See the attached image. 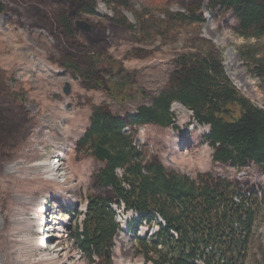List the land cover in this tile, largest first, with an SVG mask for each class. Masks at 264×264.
<instances>
[{
	"label": "trees",
	"instance_id": "obj_1",
	"mask_svg": "<svg viewBox=\"0 0 264 264\" xmlns=\"http://www.w3.org/2000/svg\"><path fill=\"white\" fill-rule=\"evenodd\" d=\"M183 11L164 12L165 32L171 24H199L201 9L231 12L235 31L243 37L264 36V0H169ZM109 15L96 13V0H0V15L18 26L44 31L52 40L48 59L77 79L85 91H102L112 103L134 98L136 74L109 54L113 45L131 44L125 58H145L152 51L140 46L147 34L148 15L138 12L130 0H102ZM124 11L134 17L131 23ZM85 15L91 31L78 30L74 21ZM163 89L139 105L133 113H116L110 104L95 105L85 99L91 112L88 127L76 141V150L95 144L106 147L109 158L91 177L83 218L72 240L95 264H110L113 238L119 230L111 208L139 214L128 230L155 224L153 250L160 264H245L257 218V193L237 181L203 173L195 180L167 170L156 155L140 151L133 138L145 124L169 127L170 107L180 103L192 119L208 126L206 142L212 160L242 169L250 163L264 173V107L240 94L225 74L221 52L201 44L195 52H183L173 60ZM263 66L255 72L264 75ZM262 69V70H261ZM30 122L22 91L9 85L0 68V162L21 145ZM118 170L120 171L118 173ZM117 204V205H111ZM121 204V206H122ZM159 217L161 221L157 219ZM141 241V240H140ZM172 243L169 253L156 244ZM143 243V242H142ZM95 258L98 261L95 262Z\"/></svg>",
	"mask_w": 264,
	"mask_h": 264
},
{
	"label": "rangeland",
	"instance_id": "obj_2",
	"mask_svg": "<svg viewBox=\"0 0 264 264\" xmlns=\"http://www.w3.org/2000/svg\"><path fill=\"white\" fill-rule=\"evenodd\" d=\"M130 1L138 12L148 15V32L138 47L152 52L141 59L125 58L131 44L124 42L109 49L110 56L126 71L136 74L142 91H134V98L121 104L112 103L100 90L85 91L75 78L50 62L52 40L45 32L14 25L0 15V68L6 72L9 85L22 91L30 117L23 142L9 159L0 162V264H95L71 239L92 192L91 177L104 163L91 155L87 145L76 150V141L89 124L91 109L86 98L95 105L112 103L116 113H133L139 105L150 104V97L164 88L176 55L195 52L207 43L221 52L232 86L254 105L264 107V75L255 72L259 66L264 70V36L243 37L235 31L237 21L231 12L204 7L202 23H174L161 32L163 13L183 9L169 0ZM96 13L109 15L110 10L102 0H96ZM124 15L134 23L130 13L124 11ZM65 83L71 86L68 95L63 93ZM170 111L172 126H140L133 144L156 155L167 170L193 180L211 173L255 190L257 218L245 264H264V173L251 163L236 169L213 162L205 139L208 126L194 121L190 110L178 102ZM57 141L61 143H56L61 147L59 153L51 147ZM123 215L110 253L106 252L110 264H160L159 252L152 244L155 224L148 227L142 223L130 233L126 225L135 216ZM26 235L38 240L28 242ZM156 248L161 255L168 254L172 243L161 241Z\"/></svg>",
	"mask_w": 264,
	"mask_h": 264
},
{
	"label": "water",
	"instance_id": "obj_3",
	"mask_svg": "<svg viewBox=\"0 0 264 264\" xmlns=\"http://www.w3.org/2000/svg\"><path fill=\"white\" fill-rule=\"evenodd\" d=\"M75 26L84 31V32H90L91 31V26L90 24L84 20V19H79L74 22ZM71 86L68 83H65L63 87V93L65 95H68L70 93ZM91 155L95 156L98 160L101 162L106 161L109 158V151L106 147H103L99 145L98 143L95 144L94 148L91 151ZM106 251H105V256H106Z\"/></svg>",
	"mask_w": 264,
	"mask_h": 264
},
{
	"label": "bare ground",
	"instance_id": "obj_4",
	"mask_svg": "<svg viewBox=\"0 0 264 264\" xmlns=\"http://www.w3.org/2000/svg\"><path fill=\"white\" fill-rule=\"evenodd\" d=\"M48 142L51 144V141H48ZM56 143L58 145H61V143H59V141H57V142H53L54 145H51V147L55 149V151H56L55 153H59L61 147L60 146H57ZM117 209H119V210H117ZM114 210L116 211V214H117V220H119V217H120L119 216L120 215L119 213L122 210V206H120V208H118L117 206H114ZM33 219H35V218H33ZM39 225H40V227L42 226V224H40V223H39ZM128 228H129V225L127 226V229ZM127 231H129L130 233H134V231H130V230H127ZM24 239L27 240L28 242H34V241H36L35 239L38 240V238H35L32 235H26L24 237Z\"/></svg>",
	"mask_w": 264,
	"mask_h": 264
},
{
	"label": "flooded vegetation",
	"instance_id": "obj_5",
	"mask_svg": "<svg viewBox=\"0 0 264 264\" xmlns=\"http://www.w3.org/2000/svg\"><path fill=\"white\" fill-rule=\"evenodd\" d=\"M85 16H86V15H85ZM85 16H84L83 18H81V19H84V20H86V21L89 23V21L86 19L87 17H85ZM76 20H79V19H76ZM76 20H75V21H76ZM75 21H74V22H75ZM89 24H90V23H89ZM74 25H75V24H74ZM90 26H91V24H90ZM75 27H76V26H75ZM76 28H77V27H76ZM91 28H92V27H91ZM33 29H35V28H33ZM77 29H78V28H77ZM78 30H80V29H78ZM41 31H42V30H41ZM80 31H82V30H80ZM43 32H44V31H43ZM82 32H84V31H82ZM85 33H88V32H85ZM76 80H77V79H76Z\"/></svg>",
	"mask_w": 264,
	"mask_h": 264
}]
</instances>
